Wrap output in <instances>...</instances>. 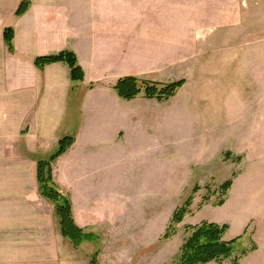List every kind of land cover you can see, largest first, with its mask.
<instances>
[{"label": "crops", "instance_id": "crops-1", "mask_svg": "<svg viewBox=\"0 0 264 264\" xmlns=\"http://www.w3.org/2000/svg\"><path fill=\"white\" fill-rule=\"evenodd\" d=\"M29 1L28 11L17 18L15 13L21 0H0V152L12 156L20 136L26 133L22 140L27 146L23 152L31 163L0 167V264H59V243L63 237L55 231L53 206L41 197L32 198L31 192L27 195L21 192L26 188L25 180L36 188L37 160L32 159H36L39 143L43 141L46 146V134L57 129L67 109L81 112L79 124L89 125L84 133L86 138L99 142L100 147L105 139L99 137L110 131L106 125L112 128L114 141L122 143L124 138L120 136L124 132L125 137V126L143 122L129 113L131 104L144 110L154 106L155 110L165 108L167 113L177 106L185 114L189 112V117L200 119L198 111L204 109L211 112L210 115L205 112V119L215 121L219 120L215 111L238 109L237 105L221 101L191 100L192 86L185 85L173 99L163 102L142 96L125 101L113 92V87L123 77L161 75L160 70H173L179 61L238 60L242 47L264 44V0H216L214 5H209V0ZM6 27L14 31L13 54L5 48ZM63 51L76 56L84 73L82 81L73 82L64 63L48 65L42 71L33 66L35 58ZM145 52L152 53L158 62L159 66L152 69L157 71L156 75L138 67L139 60L135 68L128 67L129 54L137 53L143 58ZM107 78L109 84L105 82ZM203 82L204 79L198 84ZM194 89L205 97L212 93L210 84ZM155 113L153 122H169L171 114H164L163 109L161 115ZM23 126L26 127L22 130ZM80 138V134L75 135L73 146L59 158L61 161L74 152ZM60 139H55L48 156L56 150ZM89 163L85 167L91 170L94 166ZM58 165L53 166L56 186L73 189L76 179H65ZM23 174H28V178L24 180ZM81 181L79 187L94 186L93 177L84 176ZM73 208L72 202V213ZM74 216L73 213L77 225ZM254 221L251 217L243 221L238 237L245 236ZM260 252L258 245L257 251L240 259L238 264H253L252 257ZM255 264H264V253L261 262Z\"/></svg>", "mask_w": 264, "mask_h": 264}, {"label": "rangeland", "instance_id": "rangeland-1", "mask_svg": "<svg viewBox=\"0 0 264 264\" xmlns=\"http://www.w3.org/2000/svg\"><path fill=\"white\" fill-rule=\"evenodd\" d=\"M215 1L209 0V5ZM238 52V60L222 63L179 61L173 70H160L161 75L152 70L159 66L152 53L145 52L143 58L137 53L129 54V68H135L139 60L138 67L156 75L138 79L160 85L183 81L179 90L185 85L192 86L191 100L205 98L239 106L215 111L219 114L218 121L205 119V112L209 115L211 112L204 109L198 111L200 119L189 117V112L186 115L177 106L167 113L165 108L155 110L154 106L144 110L135 106L138 104H131L129 113L143 122L138 126L126 125L125 137L124 132L120 136L124 138L122 143L114 141L112 128L106 125L110 131L99 137L105 139L104 146L100 147L99 142L86 138L84 133L89 125L79 124L81 112L75 108L66 110L57 129L46 134V146L43 141L39 143L36 159L32 160L46 159L57 137L80 134L74 152L54 163L60 165L65 179L74 177L77 184H72V191L54 184L71 206L73 202L78 227L94 238L84 240L78 247L63 238L59 243V264H90L93 257L98 264H173L189 236L188 227L201 223L226 225L228 230L223 239L230 241L242 233V223L250 217L255 223L247 229L239 248L251 245L252 254L259 245L262 252L253 254L251 260L253 264L261 262L264 253V44L242 47ZM185 78L196 84L187 83ZM203 79L201 85H211L212 93L207 97L194 89L199 90L198 83ZM162 109L171 116L169 122L157 124L156 120L153 122V113L158 111L155 114L161 115ZM112 112L116 115L114 109ZM25 134L20 136L12 156L0 152L3 154L0 167L31 165L23 152L27 146L22 140ZM85 150L90 155H85ZM88 163L94 168L88 170L85 167ZM23 175L24 180L28 178V174ZM84 176L93 177L94 186L79 187L78 182ZM228 181L232 185L223 193L220 187ZM28 182L25 180L26 188L21 192L26 195L31 192L32 198L40 197L38 186L33 188ZM195 186L198 191L193 193ZM188 197H192L190 213L175 226V234L170 239L162 240L176 209ZM220 201L224 204L218 207ZM48 203L54 209V204ZM53 219L55 231L60 233L55 210ZM230 263L227 260L223 264Z\"/></svg>", "mask_w": 264, "mask_h": 264}, {"label": "trees", "instance_id": "trees-1", "mask_svg": "<svg viewBox=\"0 0 264 264\" xmlns=\"http://www.w3.org/2000/svg\"><path fill=\"white\" fill-rule=\"evenodd\" d=\"M29 7V0H21L15 17H22L28 11ZM3 38L7 52L13 54L14 31L12 27H6L4 29ZM55 63H64L69 67L71 80L73 82L83 80V70L72 52L63 51L56 55L37 57L33 60V66L40 71H42L44 67ZM183 84V81H178L168 85H160L152 81L128 76L120 78L113 89L118 97L125 101H132L142 96L147 100L163 102L174 97ZM73 144L74 138L72 136H65L59 140L56 150L50 156L46 159L38 160L36 162V180L40 197L54 204L61 236L67 239L73 247H78L84 240H92L94 236L92 234H86L83 229L75 224L71 203L56 189L52 176V165L57 159L63 156ZM231 185L232 183L230 181L225 182L220 187V190L225 193ZM192 191L195 193L198 191V187L195 186ZM191 203L192 197H188L183 204L176 209L165 230L162 240H168L175 234V226L180 224L184 217L190 213ZM223 204L224 201H220L217 206L221 207ZM227 230L228 226H219L213 223H201L194 227H188L186 231L189 232V236L185 239L180 250V255L173 264H209L212 262L223 264L227 260H230V264H238L240 259L247 256L254 249H251V245L249 246L250 248H239L240 241L244 236L225 241L223 237ZM238 249L241 250L239 254L236 255ZM234 255H236V257H234ZM90 264L98 263L93 257Z\"/></svg>", "mask_w": 264, "mask_h": 264}]
</instances>
